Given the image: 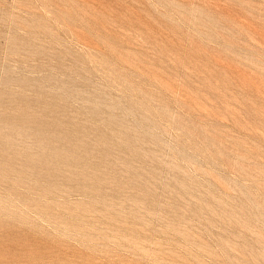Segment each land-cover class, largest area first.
<instances>
[{
    "label": "rangeland",
    "instance_id": "obj_1",
    "mask_svg": "<svg viewBox=\"0 0 264 264\" xmlns=\"http://www.w3.org/2000/svg\"><path fill=\"white\" fill-rule=\"evenodd\" d=\"M0 264H264V0H0Z\"/></svg>",
    "mask_w": 264,
    "mask_h": 264
}]
</instances>
